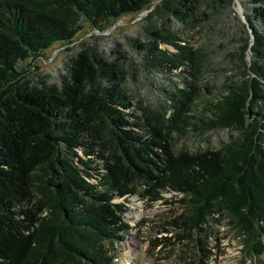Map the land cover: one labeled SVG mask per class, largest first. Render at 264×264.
Listing matches in <instances>:
<instances>
[{
  "label": "trees",
  "instance_id": "obj_1",
  "mask_svg": "<svg viewBox=\"0 0 264 264\" xmlns=\"http://www.w3.org/2000/svg\"><path fill=\"white\" fill-rule=\"evenodd\" d=\"M237 1L246 22L234 0H0V264H113L129 198L166 192L179 211L153 247L210 264L227 225L261 260L264 0ZM152 6L130 31L75 39ZM57 42L55 66L34 63ZM219 129L237 136L173 141Z\"/></svg>",
  "mask_w": 264,
  "mask_h": 264
},
{
  "label": "rangeland",
  "instance_id": "obj_2",
  "mask_svg": "<svg viewBox=\"0 0 264 264\" xmlns=\"http://www.w3.org/2000/svg\"><path fill=\"white\" fill-rule=\"evenodd\" d=\"M158 1L154 0V4ZM142 12L121 16L102 32L95 31L86 24L76 34L75 39L81 40L94 33L113 36L120 32L130 31L135 27L136 22L147 14L140 16ZM65 46L60 42L54 43L41 52V55L35 59L34 63L42 69L55 66L64 56ZM25 63H29V60ZM174 80L180 86V82L177 79ZM154 100L155 98H143V103L149 105ZM153 106L154 103L152 104ZM233 136L236 137L237 132H230L226 129L209 131L204 137L196 136L187 130L180 133L174 132L173 141L177 148L187 147L193 150L207 146L217 147L221 143L230 140ZM179 197L180 195L166 192L163 194V199L152 203H148L137 195L129 198L126 203L128 211L124 218L131 228L122 240L115 241L114 247L117 255L113 264H182L180 258H178V253L175 252L176 247L170 252L168 245L161 244L153 247L151 244V240L155 236L165 235V233L156 234L153 224L162 222L164 219H171L178 213L179 204L174 202V200ZM218 231L220 238L219 251L217 257L210 264H264V254L261 256L260 261L247 259V256L241 252L240 240L234 230L228 228L227 225H223Z\"/></svg>",
  "mask_w": 264,
  "mask_h": 264
},
{
  "label": "water",
  "instance_id": "obj_3",
  "mask_svg": "<svg viewBox=\"0 0 264 264\" xmlns=\"http://www.w3.org/2000/svg\"><path fill=\"white\" fill-rule=\"evenodd\" d=\"M234 2H235V5H234V9H235V11H236L237 14L240 16V18L242 19V21L246 22V18H245L244 14H243L242 7H241L240 3H239L237 0H234ZM152 8H153V7L149 8L148 10L143 11V12L140 14V16L145 15V14L148 13ZM248 58H249V56H248Z\"/></svg>",
  "mask_w": 264,
  "mask_h": 264
}]
</instances>
